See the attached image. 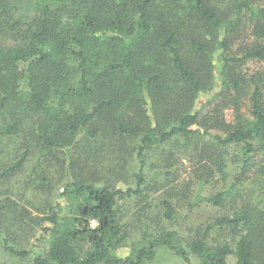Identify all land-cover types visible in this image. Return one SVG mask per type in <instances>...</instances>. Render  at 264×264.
I'll return each mask as SVG.
<instances>
[{
	"label": "trees",
	"instance_id": "1",
	"mask_svg": "<svg viewBox=\"0 0 264 264\" xmlns=\"http://www.w3.org/2000/svg\"><path fill=\"white\" fill-rule=\"evenodd\" d=\"M246 19L256 44L241 58L226 57ZM2 39L14 46L4 48ZM216 51L224 55L223 67L264 61V6L252 0H0L1 150L12 147L14 152L0 157V183L20 173L34 150L42 157L52 149H71L84 135L96 141L108 127L114 136L138 142L133 189L70 180L58 197L66 203V214L59 201L47 205L39 234L32 235L28 248L17 250L3 238L4 250L32 257L33 264H146L158 248L172 251L186 264H195L191 255L199 264H228L232 255L235 264H264V166L256 163L264 152V73L252 79L249 115L242 114L240 97L233 105L234 124L223 117L222 105L204 115L196 103L205 94ZM238 78L232 73L221 84L230 93L240 86ZM25 127L31 139L24 135L15 141ZM203 138L210 142L200 144ZM192 144L191 152L208 159L222 177L228 147H241L240 173L206 198L228 213L185 245L177 231L153 228L154 235L146 223L142 243L120 257L117 251L128 237L120 200L139 197L140 205L149 204L152 154L160 152L167 168L177 150L188 157ZM40 166L41 161L33 171L41 179L38 188L52 191ZM252 172L263 177L262 201L244 196ZM198 177L209 184L210 179ZM26 186L32 189V182ZM164 198L162 212L158 209L153 218L158 223L174 219L175 205ZM92 221L98 223L96 229ZM213 228L220 229L222 240L211 241Z\"/></svg>",
	"mask_w": 264,
	"mask_h": 264
},
{
	"label": "rangeland",
	"instance_id": "2",
	"mask_svg": "<svg viewBox=\"0 0 264 264\" xmlns=\"http://www.w3.org/2000/svg\"><path fill=\"white\" fill-rule=\"evenodd\" d=\"M252 1L256 6H264V0ZM238 30L239 32L234 35L236 39L233 41L226 57L241 58L247 47H251L254 43L256 44V39L251 36L248 19L241 26V29ZM1 44L6 49L14 46V43L8 39H2ZM223 57L224 55H221L220 51L213 53V63L215 65L211 72L208 73V79L204 81L205 94L200 97L196 105H202L204 115L215 110L217 106L222 105L223 109L220 110L223 117L227 123L234 124L236 108L233 105H236L235 101L239 97L242 114H250V96L254 90V87H251V82H253L252 79L257 73H264V61L230 62L226 67H223ZM232 73L239 77L240 86L229 93L226 87L221 84V81L227 75H232ZM148 105L150 106V103ZM14 119H17L16 116ZM101 119L105 122L106 118L102 117ZM27 128H23L22 132L14 135L15 141L17 136L19 139L20 137H24V135H27L26 138L29 140L31 139L30 131ZM108 129L96 141L84 135L78 140L75 147L71 149H52L51 152L42 153L45 155L42 157L41 154L34 150L33 156H30L20 173L13 178L1 181L0 264H33L32 257H17L5 251L2 247V239L7 240L8 245L17 250L27 249L31 241L30 239L35 234H39L40 218L48 210L47 205L55 206L59 201L64 207L62 214L65 215L68 211L64 200H58L68 181L93 183L100 188L112 190L122 189L127 191L135 187L134 176L138 170L136 156L138 142L133 137L119 138L118 136H114L109 132L113 128L110 129L108 127ZM1 142L2 139H0L1 158H7L9 154H14L12 147L1 150ZM205 142L209 143L210 140L208 138L200 140V144H204ZM194 145L192 144L190 147L188 157L180 153L179 150H173L177 152V156L171 164L169 163L170 165L167 168L162 166L166 160H163L159 155L160 152L152 154L151 165L147 168L150 190L146 193L148 199L145 201L149 204L140 205L139 197L120 200L121 223L124 225V231L128 234L125 247L117 251L120 257L129 256L132 253V246L142 243L145 229L144 224L146 223L151 225L148 232H153L155 233L154 235H156L154 229L158 230L159 228L160 231L161 229L177 231L185 245V243L187 244L192 240L201 238L209 225L228 213L227 209L214 206L207 202L206 198L214 196L219 191L225 189V187L233 182L234 177L240 173L243 165L241 147H228L225 174L222 177L216 166L211 163L207 164L208 159L202 158L205 159L202 160L195 152H191L194 150ZM69 157L74 161L72 162V166ZM39 161L42 163L39 171H43L41 175L47 176L48 181L53 185L52 191H48L43 187L38 188L41 179L40 177H35L33 171L39 165ZM256 163L260 167L261 165L264 166V152L258 154ZM209 171L212 174L210 178L209 175L211 174H208ZM167 173H169V176L165 175ZM198 174L204 180L210 179L209 184L200 182ZM164 176L168 178H164ZM262 178V176L255 175L252 172L245 184L244 196L247 199H251L253 202L262 201ZM29 182H32V189L26 186ZM164 197H170L169 199L175 205L174 219L171 222L161 220L158 223L153 218L156 217L158 209L162 212V207H159V205L166 199ZM210 237L211 241L223 239L219 228H213L210 232ZM191 259L193 263L199 264V260L194 255H191ZM235 262V256H230L228 264H235ZM146 264L186 263L172 251L158 248L154 260Z\"/></svg>",
	"mask_w": 264,
	"mask_h": 264
},
{
	"label": "built area",
	"instance_id": "3",
	"mask_svg": "<svg viewBox=\"0 0 264 264\" xmlns=\"http://www.w3.org/2000/svg\"><path fill=\"white\" fill-rule=\"evenodd\" d=\"M92 228L96 229L98 227V223L96 221L91 222Z\"/></svg>",
	"mask_w": 264,
	"mask_h": 264
}]
</instances>
